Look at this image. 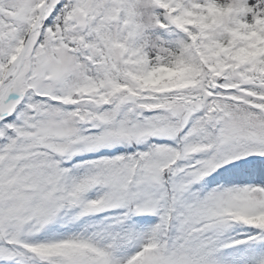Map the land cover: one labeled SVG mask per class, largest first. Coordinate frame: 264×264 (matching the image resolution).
Listing matches in <instances>:
<instances>
[{"label":"snow or ice","instance_id":"1","mask_svg":"<svg viewBox=\"0 0 264 264\" xmlns=\"http://www.w3.org/2000/svg\"><path fill=\"white\" fill-rule=\"evenodd\" d=\"M0 264H264V0H0Z\"/></svg>","mask_w":264,"mask_h":264}]
</instances>
